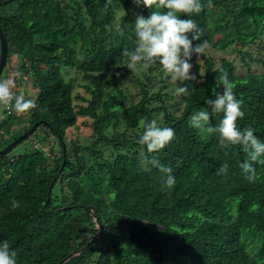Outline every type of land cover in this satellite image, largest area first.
I'll use <instances>...</instances> for the list:
<instances>
[{
    "label": "trees",
    "instance_id": "trees-1",
    "mask_svg": "<svg viewBox=\"0 0 264 264\" xmlns=\"http://www.w3.org/2000/svg\"><path fill=\"white\" fill-rule=\"evenodd\" d=\"M201 3L194 44L207 47L190 61L194 79L171 81L158 63L125 64L135 19L151 11L133 0H0L5 68L16 55L37 88L26 126L11 107L0 119V150L36 126L0 154V240L17 264H264V162L245 179L239 145L187 123L227 73L245 114L238 126L264 140V56L253 52L264 51V0ZM70 71L87 96H74ZM80 119L88 135L70 138ZM152 119L175 135L148 152L136 141ZM152 158L172 169V188L162 190Z\"/></svg>",
    "mask_w": 264,
    "mask_h": 264
},
{
    "label": "clouds",
    "instance_id": "clouds-1",
    "mask_svg": "<svg viewBox=\"0 0 264 264\" xmlns=\"http://www.w3.org/2000/svg\"><path fill=\"white\" fill-rule=\"evenodd\" d=\"M139 6L151 9L149 15H138L134 22L135 47L126 50L125 64L128 67L140 63L147 68L158 63L171 81L194 79L190 73L193 56L199 57L207 47V41L195 43L200 36V29L193 15L199 14L203 7L201 0H133ZM182 15L184 18H182ZM17 76H21L19 71ZM13 81L0 78V104L10 105L17 114H23L35 107L30 98L24 94L13 95ZM217 88L214 97L205 100L207 107L193 111L187 123L197 130L206 129L207 133L218 134L219 143L223 146L239 145L240 150L247 154V159L240 167L245 179L252 181L256 175L255 164L264 162V140L254 135L252 127L241 128L238 118L244 117L242 101L233 92L232 82L227 73L216 79ZM187 89L180 87L179 92ZM213 114H221L219 123H210ZM175 131L171 127H161L156 119L143 123V131L138 135L137 143L146 146L148 152L163 149L173 139ZM165 173L162 190L172 188L176 183L172 169L152 158L148 161ZM17 202H13V207ZM0 264H17L15 250L10 248L6 240H0Z\"/></svg>",
    "mask_w": 264,
    "mask_h": 264
},
{
    "label": "rangeland",
    "instance_id": "rangeland-1",
    "mask_svg": "<svg viewBox=\"0 0 264 264\" xmlns=\"http://www.w3.org/2000/svg\"><path fill=\"white\" fill-rule=\"evenodd\" d=\"M13 8H15V5H13ZM6 11L9 12L10 11V8L7 7L6 8ZM120 14V12H119ZM84 48V46L81 47V44H78L76 46V49L78 50V52H81V53H84V51L82 50ZM228 50H226V52H228ZM213 52H215V56L218 57L219 55H224L222 54L221 51H215L213 50ZM253 52H254V55L255 56H258L260 55L261 57L264 56V51L263 50H259L258 48H254L253 49ZM226 55L228 57H231V59H234V57L236 56L235 53H231V54H227ZM10 64H8V67L5 68V70H3V73L1 75L0 78H7L9 80H12L13 81V84H12V92H13V95H19L21 93L24 94L25 98H30V99H34V96H35V93L37 92V88L34 86L33 84V74L32 72L29 70L28 66L26 67H22L24 66L23 65V61L20 60L16 55H13V56H10ZM236 65L238 66V69H237V74L239 75V70H245V68H241L239 69V66H240V63L239 61H236ZM253 67V70H255L256 72H260V67L259 66H252ZM135 68V67H133ZM20 72L22 73L21 76H17L16 73L17 72ZM6 72H8L6 74ZM140 72V71H139ZM8 75V76H6ZM66 79L67 80H72L73 81V84H74V96L76 95H84V96H87L85 91L83 90L82 87H80L79 84H82L83 80L80 76H78L74 71H70L69 74L66 76ZM74 103L76 104H79L80 101L79 100H74ZM7 106V107H6ZM9 108L11 106L9 105H4V104H0V119L3 117V114H2V110H4V108ZM12 110V109H11ZM13 111V110H12ZM14 112V111H13ZM21 116V120L19 121V123L22 125V126H26L28 121H29V116H28V111H26L25 113L23 114H18ZM82 119L79 120V123H78V126H79V130L76 131V130H68V136L70 137L71 135L75 136V138L77 137H81V138H85L87 135H88V132H87V129L84 128L82 126ZM16 129V128H14ZM33 137L31 136L29 139L25 140L21 145H19V147H17L15 149V153H21L24 149H29L30 146H31V139ZM71 138V137H70ZM3 140V138H2ZM83 139H80L79 142H81ZM1 147H3L1 145ZM107 156V155H105Z\"/></svg>",
    "mask_w": 264,
    "mask_h": 264
},
{
    "label": "water",
    "instance_id": "water-1",
    "mask_svg": "<svg viewBox=\"0 0 264 264\" xmlns=\"http://www.w3.org/2000/svg\"><path fill=\"white\" fill-rule=\"evenodd\" d=\"M7 56H8V51H7L6 40H5L4 35H3V33L1 31V29H0V77H1V75L3 73L4 68H5L6 61H7ZM35 128H36V126H33L27 132H25L23 135H21L17 140L11 142L5 148L1 149L0 150V154L1 155L2 154H6L8 151L13 149L20 141H22L27 136L32 134L34 132ZM99 230H100V227H99ZM70 256L71 255H69L66 259H68Z\"/></svg>",
    "mask_w": 264,
    "mask_h": 264
}]
</instances>
